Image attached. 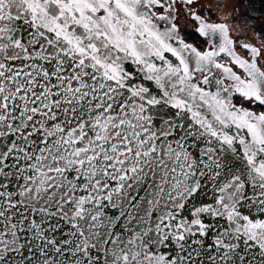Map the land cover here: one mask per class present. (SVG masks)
<instances>
[{
	"label": "snow or ice",
	"instance_id": "obj_1",
	"mask_svg": "<svg viewBox=\"0 0 264 264\" xmlns=\"http://www.w3.org/2000/svg\"><path fill=\"white\" fill-rule=\"evenodd\" d=\"M0 0V264H264V0Z\"/></svg>",
	"mask_w": 264,
	"mask_h": 264
},
{
	"label": "trees",
	"instance_id": "obj_2",
	"mask_svg": "<svg viewBox=\"0 0 264 264\" xmlns=\"http://www.w3.org/2000/svg\"><path fill=\"white\" fill-rule=\"evenodd\" d=\"M256 6H257L258 8L260 7L259 0H256Z\"/></svg>",
	"mask_w": 264,
	"mask_h": 264
}]
</instances>
